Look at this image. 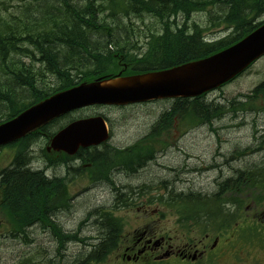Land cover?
Wrapping results in <instances>:
<instances>
[{
    "label": "trees",
    "instance_id": "obj_1",
    "mask_svg": "<svg viewBox=\"0 0 264 264\" xmlns=\"http://www.w3.org/2000/svg\"><path fill=\"white\" fill-rule=\"evenodd\" d=\"M119 6L125 15L142 17L146 14L161 23V32L150 31L146 36L148 47L145 52L137 54L134 50L131 53L133 49L139 50L136 44L133 49L125 50L128 41L122 43L114 33V26L108 17L114 19ZM106 11L107 14L102 17L101 14ZM203 11L208 13L207 26L203 28L196 21L189 25L192 15ZM263 17L264 0H101L100 3L97 0H85L83 4L76 0L29 1L9 16L0 15V123L57 91L102 75L112 76L119 68L115 52L122 54L131 64L132 68L127 73L163 69L209 56L236 43L261 25ZM218 28L228 31L226 36L206 37V30ZM113 44L117 50H112ZM32 47L33 50L30 49ZM24 56L32 57L34 63L24 62ZM263 91L264 85L256 89V92ZM203 96L176 99L172 107L173 115L178 111L183 114L184 121L191 124L209 122L221 116L225 110L223 105L207 102ZM168 114L169 111H166L162 115L166 125L161 126L160 123L159 129L155 130L159 134L164 128H171L173 115ZM54 124L44 127L42 131L47 135L54 133L49 131V127ZM39 135L40 131L12 143L10 146L16 148L13 165L0 174L1 182L6 185L5 203L7 207L9 204L8 209L15 218L16 213L26 210L21 205H30L35 195L41 204L43 198L48 196L46 189L50 184L44 177V171H34L28 167L30 147ZM150 138L154 139L155 135L149 137V143L154 144ZM142 141L132 148L136 150L128 157L123 150L87 152L93 164L87 169L88 173L93 176L102 171L108 177L113 155L116 156L117 164L127 166L126 170L133 166L135 168L143 157L153 158L155 146H146ZM244 180L246 186H264V168L255 165L246 170L238 169L237 174L228 179L229 183L240 187L244 185ZM58 183L62 187L65 185L60 181ZM225 185L221 183V190ZM131 194L132 197H120V203H134L135 194ZM177 197H181L179 201L171 196V199L175 198L172 205L181 212L183 218L196 215L202 218L200 211L208 216L222 215L223 200L218 194L209 199H199L192 193H180ZM131 199L133 201L130 202ZM158 199L161 202L171 200L163 197ZM231 201L238 206L243 204L242 199L234 193H231ZM230 215L231 218L236 217L233 213ZM99 217L95 222L104 236L98 243L91 244L92 250L87 253L86 264L105 261L117 247L114 234L121 219L111 212ZM17 226L19 230L22 229L18 223ZM54 228L57 233L61 230L57 225ZM33 258H29L31 264Z\"/></svg>",
    "mask_w": 264,
    "mask_h": 264
},
{
    "label": "rangeland",
    "instance_id": "obj_2",
    "mask_svg": "<svg viewBox=\"0 0 264 264\" xmlns=\"http://www.w3.org/2000/svg\"><path fill=\"white\" fill-rule=\"evenodd\" d=\"M29 1L32 0H0V15L9 16L10 13L19 11ZM76 1L81 4L85 2V0ZM100 1L97 0L98 3ZM119 7L116 8L117 16L114 15V19L108 17L110 24L114 26V33L122 43L128 41L126 45L124 44L126 46L125 50L133 49L136 44L139 50L133 49L131 53L134 50L137 54L140 50L145 52L148 47V37L146 36L150 31L161 32V23L146 14L142 17L125 15ZM105 14H107V11L101 14L102 17ZM193 21L205 28L208 24V13L204 11L194 13L189 25ZM227 32L223 31L222 28L208 29L206 30V37L210 39L214 37L221 38L226 36ZM30 49L33 50V47ZM112 50H117L114 49V44ZM22 60L27 64L34 63L32 57L24 56ZM50 85L52 84L50 83ZM261 85H264V56L235 80L210 91L206 95L205 101L219 103L225 109L222 111L221 116L209 122L191 124L184 121L182 113L177 111L173 115L174 101L172 99L124 106H90L58 119L55 122L56 124L49 127V131L54 132L75 118L103 114L107 118L112 131V138L108 144L110 150H132L142 140L146 146H156V154L140 169L139 174L132 176V179L121 181L124 184L133 182L134 186L136 182L142 185L144 182L150 184L151 189L146 190L143 195H134L133 198L135 203L139 204L138 206H140V203L147 205L151 203L148 216L145 215L143 210H137V207H135L137 204L132 208L125 207L118 211L115 210V194L112 192L110 185L95 186L91 180L81 179L79 172H74L73 169L75 168L71 169L68 165L57 168L56 174L67 178L66 183L69 181L67 185L71 192L70 197H75L69 202L73 205L72 212L68 210L63 213L62 217L64 219L67 217L68 212L70 215L69 218L64 220L65 226L74 228L85 218L86 214L93 212L94 215L89 216V219L86 216L88 225L84 230L87 237L91 234L96 235L100 232V226H92V224L96 223V216H98L97 219L100 218L99 216L103 215L106 210L113 211L116 216L130 220L153 218V214H156V218L173 220L178 216V209L172 205L173 199L180 200L181 197H177L178 194L188 193L191 188H196L198 189L197 192L201 191L212 196L215 193L216 180L222 181L226 177L235 176L238 169L246 170L255 165H264V91L256 92L257 87ZM166 111H169L168 116L173 115V123L170 129L164 128L159 134L155 130L160 126V123H162L161 126L166 125L164 117L161 115ZM151 131L155 132L150 133ZM41 135L35 138L28 167L31 166L34 171L39 170V172L44 170L46 174L50 175L52 168L47 167L43 153L46 138ZM152 135H155L157 140L162 139V141L150 144L149 137H152ZM15 152L16 148L12 146L0 148V171L11 165ZM143 162V160L139 161L135 168L133 166L128 169L129 171H126L135 172ZM116 165L125 166L123 163ZM244 177L242 175L243 179ZM107 179L111 180L109 177ZM57 181H54L56 182L55 186H59ZM165 181L167 182L166 186L163 184ZM83 184L87 187L85 191ZM116 186H118L117 201H119V198L124 196L123 188L120 184ZM229 186L240 187L233 185L232 182L229 183ZM142 191L140 190L137 193H142ZM130 196L133 195L130 194ZM158 196H162L164 199H171V196L175 198H172L169 202H161ZM149 198H151L150 201ZM131 201L133 200L131 199ZM24 207L31 208L27 204ZM154 208L158 210H154ZM57 228H60L59 225H57ZM5 234L6 227L0 234V264H31L30 256L32 259L37 256V252H52L57 251L58 248L55 241L43 240L33 243L29 241V235V240L24 236V238L14 241L10 237H6ZM93 243L98 242L88 241L87 253L91 251V244ZM83 247L82 245L81 249ZM60 248L62 250L61 245ZM72 249L77 250L78 246H72ZM111 260V255H109L105 261L93 264H111Z\"/></svg>",
    "mask_w": 264,
    "mask_h": 264
},
{
    "label": "flooded vegetation",
    "instance_id": "obj_3",
    "mask_svg": "<svg viewBox=\"0 0 264 264\" xmlns=\"http://www.w3.org/2000/svg\"><path fill=\"white\" fill-rule=\"evenodd\" d=\"M106 147L101 145L91 149L86 148L81 155L69 158L67 165L70 168L85 169L79 172L81 179L91 180L95 186L108 184L115 195H117V184L121 185L123 195L127 196H130L131 193L140 196L152 188L146 182L143 185L136 182L135 186L133 182L128 184L121 182L124 179H132V176L139 174L140 169L150 161H146L144 158H141L144 162L135 172H127L129 170L126 171L127 167L125 166L113 165L107 174L111 179L110 181L104 173L102 174V171L89 176L86 173V168L93 164L85 152L88 150H92V153L104 152L108 148ZM111 158L114 161V156ZM63 166L62 160L50 165L51 174L45 173L44 176L50 184L46 189L48 192L47 199L43 198L41 204L40 199L35 195L32 204L29 205L31 208L26 207L25 211L16 213L15 220H11V216L14 214L10 213L9 204L7 207L5 203L6 185L0 183V234L6 227V237H10L14 241L24 238V236L28 239L29 235L30 240H28L33 243L47 240L48 242L55 241L58 244L57 251L37 252V256L33 258V264H86L88 241L99 242L104 236L101 230L96 235L86 236L88 217L94 215L91 212L86 214L88 219L85 216L76 227L65 226L64 220L70 215L68 212L64 219L63 213L68 210L72 212L73 205L69 202L75 197H70L71 192L67 185L69 181L63 187H55L56 182L54 181L60 180L64 184L66 182L62 180L63 175L56 174L57 168ZM228 179L229 177L222 181L216 180L217 183H215L214 190L224 201L222 203L224 206L223 213L217 217L212 215L209 218H199L198 216L183 218L182 214L179 213L178 217L173 220L156 218V214H153V218L133 220L122 218L120 224L116 226V234H114L117 247L111 253V264H264V192L257 194L254 198L248 197L252 201L242 211L240 218L230 219L229 196L231 188ZM0 180H2L1 175ZM221 183L226 184L222 190ZM163 184L166 186L167 182L165 181ZM83 187L84 191L87 190L84 184ZM254 189L264 191V187ZM140 190H143L142 193H137ZM197 190L191 188L188 193H192L201 199L213 196L201 191L197 192ZM119 199L114 207L117 211L125 207L132 208L137 204L134 202L133 206L121 205V198ZM45 200L46 202H44ZM25 205L23 204L21 207ZM138 205L135 206L137 210H143L148 216L151 203ZM154 210L158 209L154 208ZM14 222L21 225L22 229H16ZM55 225H59L61 229L58 233L55 231ZM94 225L99 226L98 223L92 224V226ZM82 245L84 247L81 249ZM72 246H78V249H72Z\"/></svg>",
    "mask_w": 264,
    "mask_h": 264
},
{
    "label": "water",
    "instance_id": "obj_4",
    "mask_svg": "<svg viewBox=\"0 0 264 264\" xmlns=\"http://www.w3.org/2000/svg\"><path fill=\"white\" fill-rule=\"evenodd\" d=\"M264 55V22L233 45L201 59L138 74L83 81L31 105L0 124V145L16 141L73 110L91 105H127L197 97L229 82ZM124 65L123 70H125ZM110 138L102 115L72 121L47 146L50 154H74L80 146ZM1 224V222H0Z\"/></svg>",
    "mask_w": 264,
    "mask_h": 264
},
{
    "label": "bare ground",
    "instance_id": "obj_5",
    "mask_svg": "<svg viewBox=\"0 0 264 264\" xmlns=\"http://www.w3.org/2000/svg\"><path fill=\"white\" fill-rule=\"evenodd\" d=\"M244 37H245V36H244ZM244 37H243V38H244ZM240 40H241V39H240ZM240 40H239V41H240ZM244 72H245V71H244ZM239 76H240V75H239ZM237 77H238V76H237ZM114 106H115V105H114ZM163 113H165V112H163ZM163 113H162L161 115H163ZM225 117H226V116H225ZM156 125H157V123H156ZM157 126H158V125H157ZM158 128H159V126H158ZM151 132H152V131H151ZM151 132H150V133H151ZM113 156H114V155H113ZM76 157H77V156H76ZM139 161H141V160H139ZM116 164H117V161H116V158L114 157V161L112 162V166H113V165L115 166ZM125 196H127V195H124L123 197H125ZM114 200H115V202H117V200H118L117 195H115V199H114ZM56 213H57V212H56Z\"/></svg>",
    "mask_w": 264,
    "mask_h": 264
}]
</instances>
